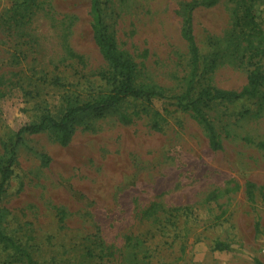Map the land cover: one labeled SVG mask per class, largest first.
<instances>
[{"label":"rangeland","instance_id":"374dc122","mask_svg":"<svg viewBox=\"0 0 264 264\" xmlns=\"http://www.w3.org/2000/svg\"><path fill=\"white\" fill-rule=\"evenodd\" d=\"M192 1L101 0L117 50L137 65L136 84L184 92L182 14ZM91 25L90 0H0V159L23 125L45 113L58 119L68 102L109 88ZM193 32V91H239L250 73L264 75V0L196 9ZM142 107L129 100L118 112ZM153 107L128 126L116 112L84 116L65 147L52 132L23 136L1 228L36 264H264V85L204 110L219 151L189 114ZM154 205L180 212L145 216ZM217 242L229 250L216 251ZM18 259L0 244V264H24Z\"/></svg>","mask_w":264,"mask_h":264},{"label":"trees","instance_id":"16d2710c","mask_svg":"<svg viewBox=\"0 0 264 264\" xmlns=\"http://www.w3.org/2000/svg\"><path fill=\"white\" fill-rule=\"evenodd\" d=\"M219 1L194 0L183 7L181 37L188 50L189 72L186 76L184 92L178 95H169L160 87L136 84L137 65L128 56L117 50L115 40L104 23L101 0H90L92 38L103 60L111 69L110 75L104 77L109 88L106 91L93 94L89 100L68 102L64 113L58 119L49 113L42 114L37 122L25 124L17 130L12 145H2L4 156L0 159V201L13 175L16 149L21 145L23 136L52 132L56 136L57 143L65 147L74 135L76 122L84 116H102L110 112H116L119 124L128 126L141 115L147 114L149 109H153L156 103L166 104L189 114L204 132L209 148L212 151L221 150L222 144L219 136L204 110L214 103H230L255 97L264 85V75L257 72L250 73L245 86L239 91L220 90L211 87L201 88L197 92L193 91L194 84L200 77L198 75L200 55L193 32V12L199 8H211ZM129 100L139 102L145 107H142L141 111L135 110L132 113L118 112L122 105ZM152 128L156 131L160 130L157 121L154 122ZM47 164V157L42 156V166H47ZM254 190L255 186L253 184L248 182L244 185V194L250 203L254 201ZM215 198V196H212L210 200H215ZM158 212H169L176 215L180 212V209L164 211L160 205H154L145 212V216L149 217ZM1 214L2 209L0 208V244L14 251L19 258V262L36 264L26 251L3 232ZM258 228V223H256V232H259ZM214 249L219 252H227L229 246L217 242ZM256 264L260 263L256 262Z\"/></svg>","mask_w":264,"mask_h":264}]
</instances>
